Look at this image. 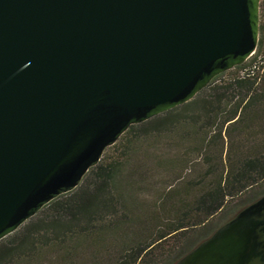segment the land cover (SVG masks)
Segmentation results:
<instances>
[{"label":"water","instance_id":"obj_1","mask_svg":"<svg viewBox=\"0 0 264 264\" xmlns=\"http://www.w3.org/2000/svg\"><path fill=\"white\" fill-rule=\"evenodd\" d=\"M261 0H0V240L132 125L243 64ZM175 264H264V195Z\"/></svg>","mask_w":264,"mask_h":264},{"label":"trees","instance_id":"obj_2","mask_svg":"<svg viewBox=\"0 0 264 264\" xmlns=\"http://www.w3.org/2000/svg\"><path fill=\"white\" fill-rule=\"evenodd\" d=\"M264 195V0L243 63L132 124L73 190L0 240V264H175Z\"/></svg>","mask_w":264,"mask_h":264},{"label":"built area","instance_id":"obj_3","mask_svg":"<svg viewBox=\"0 0 264 264\" xmlns=\"http://www.w3.org/2000/svg\"><path fill=\"white\" fill-rule=\"evenodd\" d=\"M254 52H255V51H254ZM254 52H253V53H254Z\"/></svg>","mask_w":264,"mask_h":264}]
</instances>
